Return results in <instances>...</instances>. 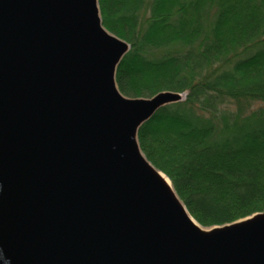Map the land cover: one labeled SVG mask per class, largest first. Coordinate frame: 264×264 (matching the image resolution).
<instances>
[{"label":"water","instance_id":"95a60500","mask_svg":"<svg viewBox=\"0 0 264 264\" xmlns=\"http://www.w3.org/2000/svg\"><path fill=\"white\" fill-rule=\"evenodd\" d=\"M99 0H0V264H264V212L203 227L138 132Z\"/></svg>","mask_w":264,"mask_h":264},{"label":"trees","instance_id":"16d2710c","mask_svg":"<svg viewBox=\"0 0 264 264\" xmlns=\"http://www.w3.org/2000/svg\"><path fill=\"white\" fill-rule=\"evenodd\" d=\"M128 41L129 97L185 93L138 132L147 159L205 227L264 212V0H99Z\"/></svg>","mask_w":264,"mask_h":264},{"label":"bare ground","instance_id":"6f19581e","mask_svg":"<svg viewBox=\"0 0 264 264\" xmlns=\"http://www.w3.org/2000/svg\"><path fill=\"white\" fill-rule=\"evenodd\" d=\"M165 176V178L167 179V181L169 182V183H171L170 182V179L166 176V175H164ZM196 220V219H195Z\"/></svg>","mask_w":264,"mask_h":264},{"label":"rangeland","instance_id":"374dc122","mask_svg":"<svg viewBox=\"0 0 264 264\" xmlns=\"http://www.w3.org/2000/svg\"><path fill=\"white\" fill-rule=\"evenodd\" d=\"M185 94V93H184ZM185 98H186V96H185ZM164 174V173H163ZM165 175V174H164ZM199 223V222H198ZM200 224V223H199ZM201 225V224H200ZM203 227H205V226H203ZM213 227V226H212ZM206 228H211V227H206Z\"/></svg>","mask_w":264,"mask_h":264}]
</instances>
